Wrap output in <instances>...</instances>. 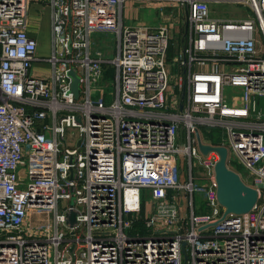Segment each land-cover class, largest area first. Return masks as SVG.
I'll return each mask as SVG.
<instances>
[{
	"label": "built area",
	"instance_id": "built-area-1",
	"mask_svg": "<svg viewBox=\"0 0 264 264\" xmlns=\"http://www.w3.org/2000/svg\"><path fill=\"white\" fill-rule=\"evenodd\" d=\"M43 1L47 56L27 31L32 1L0 0V264H264V0H133L170 6L187 24L172 58L185 69L178 92L169 23L127 24L130 0ZM216 4L250 14H214ZM211 128L217 143L202 137ZM196 132L224 145L228 166L256 188L249 213L222 216L218 156L200 152ZM198 162L208 185L192 174ZM172 190L189 194L186 217ZM195 193L207 213H196Z\"/></svg>",
	"mask_w": 264,
	"mask_h": 264
},
{
	"label": "rangeland",
	"instance_id": "rangeland-1",
	"mask_svg": "<svg viewBox=\"0 0 264 264\" xmlns=\"http://www.w3.org/2000/svg\"><path fill=\"white\" fill-rule=\"evenodd\" d=\"M212 8H213V13L214 14H218V15L225 16V17L237 18V19L239 17L246 16L247 12L250 14V11L248 9H245V8H243L241 6H234V5H230V4H220V5L216 4V5H213ZM161 10L163 12L162 13L163 14V17H166V15L169 16L170 14L172 16H174V17L177 15V13H176L177 10H174V9L170 8V6L167 7V8H165V9H161ZM159 12H160V8L159 7H153V6L152 7H148L146 5L145 6H142V7L137 6L138 17H144L146 19H150V18L156 17V19L158 21H160L159 16L161 15L160 14L161 12L160 13ZM164 12H167V13H164ZM164 14H166V15H164ZM131 21H134V20H131ZM179 24L180 23L177 22V24H175L176 26L174 25L175 28ZM174 26H171L170 25L171 35L173 37L170 40L171 47H170V49H169V51L167 53V57H168L167 58V61L170 62V64H171V67H172L171 70H172V73H173V84L175 86V91L178 92L179 86H178L177 80L183 74L181 72L180 65L178 63H175L174 64L172 62V58L174 56H176L175 54H177L179 52V43H181V42L178 43V41H176L177 43L173 46V43H175L174 40H175L176 36L178 35L177 30L176 31L173 30L174 29ZM109 36H111L110 33L107 36L104 33H93L92 34L93 40H99V38H101V37H106L107 38ZM46 44H47L46 45L47 48H48V44L51 45V36L49 38V41L46 42ZM49 53H50V51L47 52V53H42L38 49V54L39 55L47 56ZM112 73H113L112 70L109 69L106 76L108 78H111L112 77ZM228 92L229 93L231 92L230 89H228ZM263 101H264V98L260 99V102L261 103ZM182 130H183V128H181V132H182ZM66 132H69V128L66 129ZM201 132L203 134H205L204 133L205 131H203V129H201ZM207 135L213 136L214 137L213 138L214 142L217 143V141H219V139L221 138V136L223 134L221 133V131L219 129H217V128L216 129L215 128H211L208 134L203 135V138H207ZM72 143H73V141H72ZM179 144H180V146H182L183 143L180 142ZM184 144H186V143H184ZM178 163H179V170H180L181 179L182 180H185L184 174H185V172L188 173V160L186 158H183V155L180 154L179 155ZM236 167H238L237 168L238 170H241V171L243 170V168L239 167L238 165H236ZM191 171H192L193 176H194V173H196L198 176L199 175H202L203 179L200 180V181H202L200 183L201 184H204L205 183L206 185H208V182H209L210 176H211L210 168H205L202 165H200L199 162H198V163H194L193 164V167H192V170ZM171 192L172 193H175V196H179L181 194L180 201H181V203H183L182 204V213L181 214H182V216L186 217V213L188 212V211H186L187 200H188L186 193L183 190H180L179 192L178 191H175V190H172ZM145 200H147V196L144 193H142V203ZM194 203H195V206H196V213L197 214H205V213H207L210 210V207L208 206L207 201H205V198H203V195L201 193H199V194L195 193V195H194ZM147 206L148 205H143V208L145 209Z\"/></svg>",
	"mask_w": 264,
	"mask_h": 264
},
{
	"label": "water",
	"instance_id": "water-1",
	"mask_svg": "<svg viewBox=\"0 0 264 264\" xmlns=\"http://www.w3.org/2000/svg\"><path fill=\"white\" fill-rule=\"evenodd\" d=\"M187 30V24L184 27ZM70 76V91L75 98L79 95V76L73 68L68 70ZM185 97V88L181 92V102L179 108L182 109L183 99ZM197 135V146L201 153L207 155L210 151L217 153V159L213 165V172L216 182L215 195L218 203L224 208L222 216L227 213H249L257 201L258 194L255 187L243 182L239 174L228 166L227 148L224 145H210L204 143ZM73 174V173H72ZM70 174V178H72ZM72 204V203H71ZM76 212L71 210L67 213V221L73 225L76 221ZM72 248L70 250L72 251ZM73 256V255H72Z\"/></svg>",
	"mask_w": 264,
	"mask_h": 264
},
{
	"label": "crops",
	"instance_id": "crops-1",
	"mask_svg": "<svg viewBox=\"0 0 264 264\" xmlns=\"http://www.w3.org/2000/svg\"><path fill=\"white\" fill-rule=\"evenodd\" d=\"M31 1L32 2H30L29 9H28L27 31H28L29 35H32L35 39H37L39 51L42 53H47L51 49L50 48L51 45H49V44H48V48L46 47V45H47L46 42L49 41V38L51 36V27H50L51 26L50 25V23H51V8L43 0H34V1L31 0ZM145 5L148 7L153 6V5H150L149 3L142 2V1L130 0V1L125 2V5H124L125 22L127 24H138V25H144V26H150V27H154V26H156L162 22H167L171 26H174L175 24H177V22H179L180 24L176 28H175V26H176L175 25L174 29H173L175 31L177 30V32H178V35L176 36V38L174 40L175 43H173V46L177 43L176 41H178V43L181 42V43H179V52L175 55L180 54L181 48L184 44V41H186L185 37H184V32H185L184 24L182 22L183 17H180V15L178 13L175 17L172 16L171 14L170 15L168 14L169 16L164 14V15H166V17H163V14H162L163 12H161V13L159 12L161 14L159 16L160 21H158L156 19V17H153L150 19H146L144 17H138L137 6L142 7ZM153 7H155V6H153ZM164 13H167V12H164ZM181 15H182V10H181ZM131 20H134V21H131ZM168 67H169L170 73L172 75V81H173V73L171 70L172 67H171L170 62H168ZM180 69H181L182 74L184 75L185 69L182 66H180ZM183 75L180 78H182ZM177 81H179V79ZM181 81H182V79H181ZM180 98H181V92H180ZM202 137H203V135H202ZM194 177H196V179L199 182H202V181H200L203 179L202 175L198 176L196 173H194ZM185 178H187V177H185ZM168 195L171 197V195H175V193H172L171 191H169ZM186 195H187V199H188L189 194H186ZM180 197H181V194L177 197V200L179 202L180 212L182 213V204L183 203H181ZM195 210H196V207H195ZM186 211H188L187 206H186Z\"/></svg>",
	"mask_w": 264,
	"mask_h": 264
}]
</instances>
